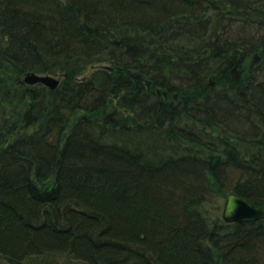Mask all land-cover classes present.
I'll use <instances>...</instances> for the list:
<instances>
[{
    "label": "trees",
    "instance_id": "1",
    "mask_svg": "<svg viewBox=\"0 0 264 264\" xmlns=\"http://www.w3.org/2000/svg\"><path fill=\"white\" fill-rule=\"evenodd\" d=\"M229 194L264 208V0H0L7 264H264Z\"/></svg>",
    "mask_w": 264,
    "mask_h": 264
},
{
    "label": "water",
    "instance_id": "2",
    "mask_svg": "<svg viewBox=\"0 0 264 264\" xmlns=\"http://www.w3.org/2000/svg\"><path fill=\"white\" fill-rule=\"evenodd\" d=\"M260 61L261 58L258 55H255L254 64H257ZM95 68H103L109 71L113 70L111 67L104 66L92 67L91 71ZM24 83L30 86L43 85L49 90L55 91L60 85V79L49 75H37L34 73H29L25 76ZM222 218L226 223L231 224L254 223L260 220H264V208L255 205L249 200L235 194H229L226 196Z\"/></svg>",
    "mask_w": 264,
    "mask_h": 264
},
{
    "label": "rangeland",
    "instance_id": "3",
    "mask_svg": "<svg viewBox=\"0 0 264 264\" xmlns=\"http://www.w3.org/2000/svg\"><path fill=\"white\" fill-rule=\"evenodd\" d=\"M253 62H254V60H253ZM58 79H60V78H58ZM225 201H226L225 199H224V201H222V209H224ZM222 213H223V210L221 211V215H222ZM61 259H64V258L58 259V257H57V259H56V257H51V256L48 257L47 256V257L42 258V261H43L42 264H61L62 262L59 261ZM0 264H7V263L0 257Z\"/></svg>",
    "mask_w": 264,
    "mask_h": 264
}]
</instances>
